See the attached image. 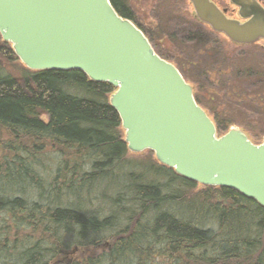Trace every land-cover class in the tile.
I'll list each match as a JSON object with an SVG mask.
<instances>
[{
	"label": "trees",
	"instance_id": "1",
	"mask_svg": "<svg viewBox=\"0 0 264 264\" xmlns=\"http://www.w3.org/2000/svg\"><path fill=\"white\" fill-rule=\"evenodd\" d=\"M126 2L110 0L116 13L152 44ZM158 4L170 24L187 25L181 37L189 53L181 61L152 44L154 51L190 83L218 135L237 126L260 143L264 47L236 45L215 34L183 11L186 0ZM0 53L17 59L1 37ZM114 90L75 69L26 70L21 78L0 71V129L8 135L0 148V181L13 184L10 190L0 187V211L12 216L1 228L0 264H132L134 258L144 264L155 256L167 259L166 264H264V208L254 200L231 188L187 180L155 159L141 171H126L131 153L108 102ZM48 154L65 158L47 165ZM106 179L113 180V190L123 189L110 197L119 213L100 217L80 203L82 197L103 200L104 191L96 193L95 185ZM22 185L36 200L20 196ZM106 230H116L113 240L94 254L90 249ZM78 249L84 250L82 256L56 261Z\"/></svg>",
	"mask_w": 264,
	"mask_h": 264
},
{
	"label": "water",
	"instance_id": "2",
	"mask_svg": "<svg viewBox=\"0 0 264 264\" xmlns=\"http://www.w3.org/2000/svg\"><path fill=\"white\" fill-rule=\"evenodd\" d=\"M196 17L235 44L264 42V7L229 0L240 19L211 0H189ZM0 37L29 70H80L116 90L109 97L131 153L149 150L175 174L231 188L264 208V139L216 125L175 66L110 0H0Z\"/></svg>",
	"mask_w": 264,
	"mask_h": 264
},
{
	"label": "rangeland",
	"instance_id": "3",
	"mask_svg": "<svg viewBox=\"0 0 264 264\" xmlns=\"http://www.w3.org/2000/svg\"><path fill=\"white\" fill-rule=\"evenodd\" d=\"M128 7L134 14L136 20L141 23V25L144 27L146 31L150 33L151 36V42L155 47H158L162 49L165 52H168L169 54L175 55L177 58H181L183 61V58L188 55L189 51H187L185 48V41L182 39L181 36L186 37L185 34H183V31H186L183 28H187L186 24H182L179 22L178 26L174 24V22H171L170 24L168 21L164 19V16L161 14V6L158 4V0H126ZM216 3L221 7V8H226L227 9V15L231 18H237V8L232 5L228 0H215ZM183 11H188L191 12V7L187 5H183L182 7ZM186 13V12H185ZM186 22H191L184 18ZM183 21V20H182ZM193 23V22H192ZM259 45L264 47V43L262 41H259ZM260 59V58H259ZM27 69L19 62L18 59H12L10 60L7 57H4L0 53V71L3 74H9L13 76L14 78H21L22 74L26 71ZM192 70H196V66L192 67ZM42 119L47 120L46 116H41ZM8 138V135L5 133L3 129H0V148L3 146ZM0 157L4 158V154L0 149ZM58 157L59 159L65 158L64 156H56L55 154H48L45 164L47 165H53V161L55 162ZM154 155L152 152L146 150L141 153H131L128 154L126 161L124 162V166L126 168V171L128 169L131 170H136V171H141L144 168H146L149 164L153 163L154 161ZM47 165L44 167L49 168ZM134 168V169H132ZM116 173V172H115ZM123 176L122 173H118ZM124 178V176H123ZM125 180L123 179L122 182ZM112 179H106L99 183L98 185H95V192L99 193L104 191L105 198L101 201H98L97 198L95 199H89L86 201L82 197V201L80 203L82 209L85 211L91 213V214H96L99 215L100 217L106 216L109 213L115 211L119 213V207L115 206V208L112 206L110 203L111 201V196L114 194L118 193L123 189V186H119L113 190L112 186L114 187V184ZM44 187L46 188V184H43ZM0 187L1 189H13V184L12 183H6L3 181H0ZM27 185H22L20 186V189L22 190V193L20 196L26 197L28 200L33 201L36 200L34 195L31 192H28L26 190ZM26 192H23V191ZM30 198V199H29ZM127 206V204H125ZM111 211V212H110ZM119 216V214H118ZM136 219V217H134ZM136 221V220H135ZM12 222V216L7 214L4 211H0V234L2 233V227L5 224H10ZM117 230V229H116ZM114 231H104L102 235V241H100L99 245L97 247H93L90 249L91 252H94V254H98L101 252H104L105 249L109 248V244L111 240H113L112 234L116 232ZM84 250L78 249L76 251H71V252H66L63 254V256H60L56 258L57 260H61L63 262H70V259L74 258L75 256L84 254ZM86 251V249H85ZM139 260L134 258L132 260V264H139ZM168 261L167 259H164L160 256H155L150 258V260H145L144 264H166Z\"/></svg>",
	"mask_w": 264,
	"mask_h": 264
},
{
	"label": "flooded vegetation",
	"instance_id": "4",
	"mask_svg": "<svg viewBox=\"0 0 264 264\" xmlns=\"http://www.w3.org/2000/svg\"><path fill=\"white\" fill-rule=\"evenodd\" d=\"M186 1H187V0H186ZM212 1H213L215 4H217L215 0H212ZM217 6L220 7L218 4H217ZM220 8H221V7H220ZM221 9H222V8H221Z\"/></svg>",
	"mask_w": 264,
	"mask_h": 264
}]
</instances>
